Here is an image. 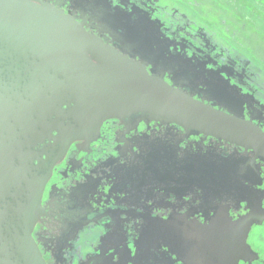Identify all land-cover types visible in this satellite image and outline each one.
Listing matches in <instances>:
<instances>
[{"label":"flooded vegetation","instance_id":"af4514ba","mask_svg":"<svg viewBox=\"0 0 264 264\" xmlns=\"http://www.w3.org/2000/svg\"><path fill=\"white\" fill-rule=\"evenodd\" d=\"M47 1L197 103L264 134V0ZM139 118L107 122L97 142L73 145L53 170L33 234L46 264H264V157ZM202 159L229 166L232 184L191 186L189 162ZM246 219L242 247L230 225ZM175 221L199 233L197 246L209 228L229 249H165L155 231Z\"/></svg>","mask_w":264,"mask_h":264},{"label":"water","instance_id":"95a60500","mask_svg":"<svg viewBox=\"0 0 264 264\" xmlns=\"http://www.w3.org/2000/svg\"><path fill=\"white\" fill-rule=\"evenodd\" d=\"M135 117L139 124L165 121L197 128L264 157V134L184 95L89 34L57 4L0 0V264H46L33 234L53 170L73 145L97 142L107 122ZM189 164L195 171L191 186L210 190L232 184L231 168L221 162ZM245 224L253 226L251 219L230 225L239 227L241 246ZM157 227L154 240L170 251L206 250L209 243L214 250L229 249L217 230L208 228L197 246L199 233H184L176 221ZM198 257H189L192 264H206Z\"/></svg>","mask_w":264,"mask_h":264}]
</instances>
